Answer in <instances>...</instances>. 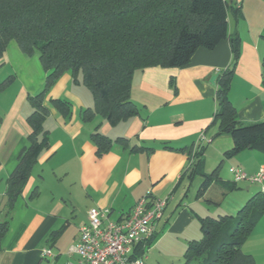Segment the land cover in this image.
<instances>
[{
    "label": "crops",
    "instance_id": "1",
    "mask_svg": "<svg viewBox=\"0 0 264 264\" xmlns=\"http://www.w3.org/2000/svg\"><path fill=\"white\" fill-rule=\"evenodd\" d=\"M224 2L227 34L239 39L228 99L240 122L262 123L264 0ZM229 37L213 50L199 48L185 66L136 71L129 90L138 114L116 126L98 116L82 121L81 112L93 107L89 90L81 82L75 84L70 73L57 79L44 102L49 110L43 125L49 148L37 157L10 214L0 264L75 262L69 247L77 242L80 227L87 224L90 208L109 209V219L117 221L147 193L152 198L170 196V200L147 244L146 264H181L187 244L202 238L199 219L235 216L245 201L263 192L262 185L246 181L230 189L229 168L239 167L251 176L264 164V153L250 149L225 158L233 146L232 138H213L217 131L213 125L216 80L232 63ZM2 56L0 83L10 81L0 91V222L6 216V180L31 131L25 120L31 113L27 96L41 91L46 76L38 57H24L14 42H9ZM52 99L69 103V117L63 118L51 106ZM95 131L112 143L111 150L99 156L90 139ZM201 133L208 143L199 170L206 175L216 171L217 176L198 197L203 178H189L186 151ZM118 138L127 140L126 147L114 142ZM34 189L38 195L29 198ZM210 190L215 194L208 196ZM44 249L55 257H42ZM241 249L256 264H264V215Z\"/></svg>",
    "mask_w": 264,
    "mask_h": 264
},
{
    "label": "trees",
    "instance_id": "2",
    "mask_svg": "<svg viewBox=\"0 0 264 264\" xmlns=\"http://www.w3.org/2000/svg\"><path fill=\"white\" fill-rule=\"evenodd\" d=\"M224 0H0V60L9 42L26 58L37 56L46 76L40 92L27 96L31 113L27 145L18 156L15 169L6 180V216L0 222L1 241L9 228L10 214L31 176L39 155L49 148L44 129L49 110L47 92L63 74L70 73L90 92L93 107L81 112L84 122L94 116L111 126L138 114L131 103L132 76L150 67L178 68L187 65L199 49L213 50L229 37ZM231 65L216 80V111L213 138L228 135L233 146L225 154L232 158L245 150L264 153V122L244 124L230 102L229 90L239 56V39L229 37ZM264 87V56L261 58ZM10 78L0 83V91ZM63 118L70 115L64 100L49 101ZM97 156L111 150L112 143L95 131L90 135ZM127 140L114 142L126 147ZM205 145L187 152L189 178H203L198 197L208 188L216 171L202 173L200 163ZM134 149H132L133 151ZM236 183L230 189H236ZM34 189L29 198L37 196ZM264 192L250 197L235 216L199 219L202 238L187 244L181 264H256L242 251V245L264 215Z\"/></svg>",
    "mask_w": 264,
    "mask_h": 264
},
{
    "label": "built area",
    "instance_id": "3",
    "mask_svg": "<svg viewBox=\"0 0 264 264\" xmlns=\"http://www.w3.org/2000/svg\"><path fill=\"white\" fill-rule=\"evenodd\" d=\"M205 138L203 133L199 135L194 151L208 143ZM229 173L234 183L262 185L264 192V164L251 176L236 166H230ZM169 200L170 196L152 198L147 193L117 221L109 219V209L90 208L87 224L80 227L77 242L69 247V252L76 256L75 262L65 264H146L147 244ZM42 257L53 259L55 255L44 249Z\"/></svg>",
    "mask_w": 264,
    "mask_h": 264
},
{
    "label": "rangeland",
    "instance_id": "4",
    "mask_svg": "<svg viewBox=\"0 0 264 264\" xmlns=\"http://www.w3.org/2000/svg\"><path fill=\"white\" fill-rule=\"evenodd\" d=\"M87 90H88V89H87ZM214 194H215V192H214L213 190H210L208 196H212V195H214Z\"/></svg>",
    "mask_w": 264,
    "mask_h": 264
}]
</instances>
